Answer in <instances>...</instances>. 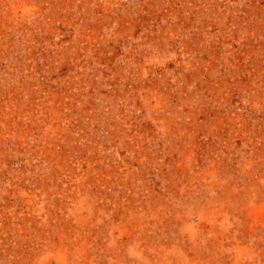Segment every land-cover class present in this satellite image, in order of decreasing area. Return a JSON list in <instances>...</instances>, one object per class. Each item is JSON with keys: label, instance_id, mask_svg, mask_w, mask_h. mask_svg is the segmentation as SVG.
Here are the masks:
<instances>
[{"label": "rangeland", "instance_id": "1", "mask_svg": "<svg viewBox=\"0 0 264 264\" xmlns=\"http://www.w3.org/2000/svg\"><path fill=\"white\" fill-rule=\"evenodd\" d=\"M0 264H264V0H0Z\"/></svg>", "mask_w": 264, "mask_h": 264}]
</instances>
